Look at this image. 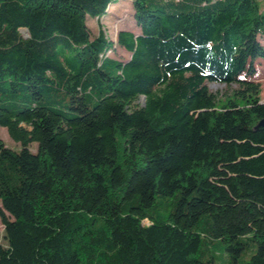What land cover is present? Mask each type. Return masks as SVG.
I'll return each mask as SVG.
<instances>
[{
	"label": "trees",
	"instance_id": "1",
	"mask_svg": "<svg viewBox=\"0 0 264 264\" xmlns=\"http://www.w3.org/2000/svg\"><path fill=\"white\" fill-rule=\"evenodd\" d=\"M119 1L0 0V264H264V103L193 113L260 101L264 0H129L138 33L93 34Z\"/></svg>",
	"mask_w": 264,
	"mask_h": 264
},
{
	"label": "rangeland",
	"instance_id": "2",
	"mask_svg": "<svg viewBox=\"0 0 264 264\" xmlns=\"http://www.w3.org/2000/svg\"><path fill=\"white\" fill-rule=\"evenodd\" d=\"M88 24L93 34H98L100 27H102L106 31L107 35L114 42H116L119 31L121 30H133L137 33L139 31L136 22L133 18V11L131 8V2L129 0H121L117 4L111 6L109 13L100 21L96 18L94 19L89 18ZM21 32L24 36H28V33L26 32L25 28H22ZM260 40L262 43H264V37H260ZM111 54L112 56L118 59H127L130 56V54L127 51L122 50L120 48L116 49V51ZM255 65L257 67V73L254 76H252L251 79L260 82L262 87L260 94V101L258 103L249 107L226 110L221 113L220 110L211 109L208 106V103L205 102L204 104L198 105L195 108V110H193V113L196 114V112H199L203 109V110H207L211 114H214L206 117L205 120L206 125H219L222 119H225L224 123H226V125L229 127L241 126V125L249 126L255 124L258 118L257 106L260 102H264V59L260 58L256 60ZM210 89L214 93L224 92L226 86L222 84H210ZM199 99L203 100L202 98ZM140 101H144V99L141 98ZM0 137L3 139V141L7 146L12 147L14 149L20 148V144L15 142L10 137L5 127L0 126ZM31 148L33 149V151H35L36 145L32 144ZM144 223H147V220H145ZM3 235H4V225L0 218V237H3ZM254 249L255 247H251L242 256H240L238 264H244V262L249 259ZM215 257H216V264H229L230 262V257L222 247H218L216 249Z\"/></svg>",
	"mask_w": 264,
	"mask_h": 264
},
{
	"label": "water",
	"instance_id": "3",
	"mask_svg": "<svg viewBox=\"0 0 264 264\" xmlns=\"http://www.w3.org/2000/svg\"><path fill=\"white\" fill-rule=\"evenodd\" d=\"M27 32H28V30H27ZM145 98V97H144ZM264 102H260V104H263ZM259 125H261V124H264V120H261L259 123H258Z\"/></svg>",
	"mask_w": 264,
	"mask_h": 264
},
{
	"label": "bare ground",
	"instance_id": "4",
	"mask_svg": "<svg viewBox=\"0 0 264 264\" xmlns=\"http://www.w3.org/2000/svg\"><path fill=\"white\" fill-rule=\"evenodd\" d=\"M26 32H27V30H26Z\"/></svg>",
	"mask_w": 264,
	"mask_h": 264
}]
</instances>
